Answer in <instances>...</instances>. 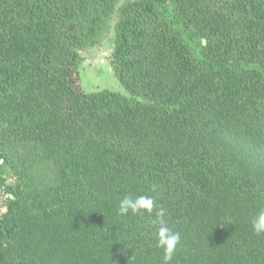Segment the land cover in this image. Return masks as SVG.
I'll return each instance as SVG.
<instances>
[{
  "label": "trees",
  "instance_id": "1",
  "mask_svg": "<svg viewBox=\"0 0 264 264\" xmlns=\"http://www.w3.org/2000/svg\"><path fill=\"white\" fill-rule=\"evenodd\" d=\"M114 12L128 94L85 92ZM0 157V264H164L126 194L166 209L170 264H264V0H0Z\"/></svg>",
  "mask_w": 264,
  "mask_h": 264
},
{
  "label": "rangeland",
  "instance_id": "2",
  "mask_svg": "<svg viewBox=\"0 0 264 264\" xmlns=\"http://www.w3.org/2000/svg\"><path fill=\"white\" fill-rule=\"evenodd\" d=\"M116 22L117 12H114L107 22V29L102 32L99 40L80 52V62L77 67L78 85L85 92L111 90L128 94L114 76L110 63ZM10 172L4 159L1 177L8 176Z\"/></svg>",
  "mask_w": 264,
  "mask_h": 264
},
{
  "label": "clouds",
  "instance_id": "3",
  "mask_svg": "<svg viewBox=\"0 0 264 264\" xmlns=\"http://www.w3.org/2000/svg\"><path fill=\"white\" fill-rule=\"evenodd\" d=\"M154 209L155 215L151 223L155 228L157 246L163 250L164 264H170L180 244L181 235L169 226L166 219V209L157 207L155 198L147 194H126L119 200L118 204V213L122 216L129 214V212L133 214L153 213ZM251 226L257 235L264 234V208H260L256 212L251 221Z\"/></svg>",
  "mask_w": 264,
  "mask_h": 264
},
{
  "label": "built area",
  "instance_id": "4",
  "mask_svg": "<svg viewBox=\"0 0 264 264\" xmlns=\"http://www.w3.org/2000/svg\"><path fill=\"white\" fill-rule=\"evenodd\" d=\"M3 164V158L0 157V166ZM4 180L0 183V212L3 211L8 205L9 201L14 198V185H15V175L9 177H3ZM8 186H12V189H8Z\"/></svg>",
  "mask_w": 264,
  "mask_h": 264
}]
</instances>
